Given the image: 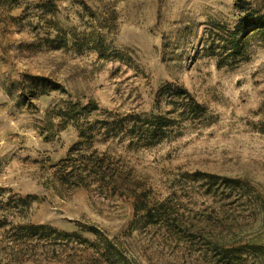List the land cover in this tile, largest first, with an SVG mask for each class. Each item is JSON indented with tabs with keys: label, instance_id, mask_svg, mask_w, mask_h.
I'll use <instances>...</instances> for the list:
<instances>
[{
	"label": "rangeland",
	"instance_id": "1",
	"mask_svg": "<svg viewBox=\"0 0 264 264\" xmlns=\"http://www.w3.org/2000/svg\"><path fill=\"white\" fill-rule=\"evenodd\" d=\"M236 1L0 0V193L29 195L15 220L89 241H31L10 264H108L90 245L98 243L90 226L133 264H214L165 227L133 222L131 197L52 181L51 164L79 138L77 121L164 112L176 87L202 103L204 114L176 120L154 144L121 151L110 141V151L121 152L152 200L205 232L264 245V41L225 66L199 51L204 29L239 19ZM246 1L264 12V0ZM34 76L62 89L40 92L49 88ZM61 117L76 118L60 128ZM221 177L240 183L230 190ZM8 235L0 229V253Z\"/></svg>",
	"mask_w": 264,
	"mask_h": 264
},
{
	"label": "trees",
	"instance_id": "2",
	"mask_svg": "<svg viewBox=\"0 0 264 264\" xmlns=\"http://www.w3.org/2000/svg\"><path fill=\"white\" fill-rule=\"evenodd\" d=\"M235 8L240 15L233 27L214 23L212 27L204 29L200 40V53L214 58L217 66L230 65L247 55L253 41H264V12L252 8L246 0H237ZM34 78L38 80L39 86L45 85L49 88L39 89L40 92L62 89L46 76ZM166 100L168 107L164 112L156 107V111L152 109L141 113H127L116 117L93 119L85 123L77 121L79 138L64 158L51 164L52 181L69 189L94 186L102 194L131 197L134 209L133 222L140 219L145 225L165 227L191 246H198L202 253H210L209 256L214 258V264H264V255L260 256L261 252H264V245L236 239L233 237L234 233H221L217 236L205 232V228L198 222L183 218L181 213L173 211L164 200H152L145 185H141L134 178L131 168L124 163L121 152L110 151L108 143L110 141L121 143V151L154 144L167 136L176 120L195 118L204 114L203 104L185 88L176 87ZM89 104L92 109L97 108L92 101ZM75 118L61 117L57 126L64 128L68 120ZM48 124L53 125L51 121H48ZM97 141L104 142L105 147L99 149L95 145ZM195 174H200L211 183L217 179L213 174L199 171ZM221 179L223 185L228 186L230 190L232 184L239 181L230 177ZM2 191L4 188L0 187V192ZM28 197L29 195L18 194L3 197L0 193V229L3 234H9L7 244H4L0 253V264H10L12 260L19 258L21 246L31 241L56 243L58 240H68L76 236L81 242H89L76 233L61 231L51 225L15 220L14 217L21 215L28 206ZM88 230L98 238V243L90 245L99 249L100 255L108 264H133L122 253L120 247L103 236L96 227L90 226Z\"/></svg>",
	"mask_w": 264,
	"mask_h": 264
}]
</instances>
